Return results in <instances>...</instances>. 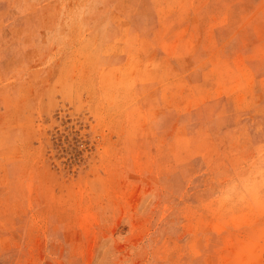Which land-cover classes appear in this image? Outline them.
Returning <instances> with one entry per match:
<instances>
[{
  "label": "rangeland",
  "instance_id": "rangeland-1",
  "mask_svg": "<svg viewBox=\"0 0 264 264\" xmlns=\"http://www.w3.org/2000/svg\"><path fill=\"white\" fill-rule=\"evenodd\" d=\"M0 264H264V0H0Z\"/></svg>",
  "mask_w": 264,
  "mask_h": 264
}]
</instances>
